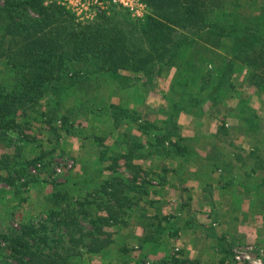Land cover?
<instances>
[{"label":"trees","instance_id":"obj_1","mask_svg":"<svg viewBox=\"0 0 264 264\" xmlns=\"http://www.w3.org/2000/svg\"><path fill=\"white\" fill-rule=\"evenodd\" d=\"M142 1L149 12L137 25L106 14L91 21H80L56 1L3 0L0 60L5 59L11 66L14 78L10 84L0 81V139L10 133L24 134L30 122L29 111L36 107L44 108L38 113L41 122L48 126L68 125L76 107L65 108L68 114L60 115L64 100L83 88L89 97L85 104L93 102L95 95L90 97V93L97 78L108 76L126 89L142 82L147 89L155 84L154 80L163 70L176 67L175 80L167 96L170 109L163 124L168 131H159L147 140L148 149L154 147L158 155L167 157L174 148L180 151L186 147L181 134L170 130L180 111L201 116L208 100L218 104L232 96L234 90L229 87L236 81L235 72L246 69L247 81L264 92V0H234L231 6L226 5L227 0ZM199 49L203 54L194 57ZM217 50H224L230 57L222 58ZM238 109L244 117V127L256 133L260 122L255 110L244 101ZM82 115L79 116L85 118ZM143 122L140 130L147 133L145 127L149 123ZM257 139L264 146V136ZM255 145L254 152L258 147ZM140 146L144 147L136 141L129 143L126 154L114 155L105 167L98 164L113 174L96 183L94 191L83 197L62 193L61 199L52 198L55 203L66 202V205L63 212L52 210L51 215L60 216L59 224L73 241L77 240V233L82 239L87 237L85 247L89 252H100L113 243L110 236L97 234V230L124 220L134 205L132 192H146L154 185L153 180L159 182L133 165L132 159L145 153L130 155L128 151L142 150ZM79 213L91 219L93 232L79 224ZM39 232L26 224L22 231H12L2 237L7 248L13 255H20L24 264H71L70 254L61 248L47 253L31 244V239H43ZM219 241L222 243L224 238L220 237ZM232 245L227 242L223 254L232 260L229 264H236ZM145 258L141 255L132 264H145Z\"/></svg>","mask_w":264,"mask_h":264},{"label":"rangeland","instance_id":"obj_2","mask_svg":"<svg viewBox=\"0 0 264 264\" xmlns=\"http://www.w3.org/2000/svg\"><path fill=\"white\" fill-rule=\"evenodd\" d=\"M45 1H56L66 6L80 21H91L106 14L116 15L117 19H126L138 25L149 12L142 0H124L118 4L110 3L109 0ZM232 1L234 0H227L226 5L231 6ZM3 4V0H0V5ZM202 54V50L199 49L194 57H200ZM207 54L205 55L207 56ZM175 72L176 67H169L154 80L157 87V94H151L154 102L160 101L161 95L167 99L172 82L175 80ZM12 78H14V73L11 66L6 63L5 59L0 60V81L10 84ZM95 83L91 87L93 89L90 93V97L95 95L93 102L85 104V100L89 97L84 94L83 88L73 91L64 100L60 115L68 114L65 108L76 107L71 113L72 120L68 125L59 126L57 124L56 128L48 126L41 122L39 114L44 108L36 107L29 111L30 122L25 128L24 134L10 133L0 139V248H5L0 251V264H24L19 258L20 255H13L12 251L7 248L2 236L9 235L12 231H22V226L26 224L39 229L40 236L43 238L31 239V244L37 245L39 250L47 253L61 248V251L70 254L71 264H132L130 262L133 258H140L139 255L142 252L134 246V248L126 246L122 249L117 248L118 246L134 245V238L129 233L131 228L129 226L135 222L125 221L126 216L120 224L109 227L101 226L98 230L96 229L97 234L113 237L114 243L106 249L94 253L89 252L86 249L87 246L85 247L88 242L87 237L82 239L81 235L77 233V240L73 241L63 226L59 224L60 216L51 215L52 210L57 213L63 212L62 208L66 205V202L55 203L52 200L54 196L61 199L62 193H66L68 196L83 197V194L86 195V193L94 191L96 183L103 181V177L110 178L112 176V172L98 168L100 167L98 164L111 163L112 157L118 155L111 147L118 146L119 138L124 137L126 142L123 144L126 143V145L127 142L133 143L134 141L137 144L138 142L142 143L138 138V130L146 120L144 117L138 116L137 113L140 112L132 115L135 108L139 106L132 102H142L144 97L142 82L128 89H119L116 81L107 76L97 78ZM174 94L179 97L176 92ZM80 97L82 99L78 100ZM100 102L102 103L100 104ZM43 107H45L44 103ZM169 109L167 108L166 111ZM219 111L222 112L221 107ZM157 112L147 107L142 113L145 117L154 119L156 116L154 113ZM80 114H83L82 116L85 118L79 116ZM166 119L163 122L155 121L157 127L151 126L154 125L153 122H147L149 123L145 127L147 133H157L158 130L168 131V127L163 125ZM170 130L180 133L183 130V125L176 120ZM186 132L189 131L186 130ZM183 143H185V139ZM188 143L190 146L194 145L193 140ZM244 144L246 155L249 156L254 152V144L248 140ZM252 159L253 157L249 156L247 160ZM34 161L43 164V168L37 173L31 171L35 165ZM70 163L72 164L71 168L58 173V166ZM157 182L156 180L152 181L155 185ZM78 215L79 224L87 231L93 232L95 228L91 219L84 218L81 213ZM261 229L264 234V228ZM231 240L233 241L232 247L247 244L242 240L238 243L235 242L233 236ZM164 242L166 241L164 240ZM249 243L264 247L261 243ZM145 259V264H154L149 258Z\"/></svg>","mask_w":264,"mask_h":264},{"label":"crops","instance_id":"obj_3","mask_svg":"<svg viewBox=\"0 0 264 264\" xmlns=\"http://www.w3.org/2000/svg\"><path fill=\"white\" fill-rule=\"evenodd\" d=\"M217 53L224 59V55L228 56L224 50ZM246 74V69L235 72L236 81L229 87L234 90L233 95L218 104L208 100L201 116L180 111L177 120L183 125L180 134L186 144L182 151L173 149L167 157L158 155L155 148L148 149L147 144L155 133L138 130V138L146 149H130L128 153L143 151L145 156L133 158V165L159 182L146 192H132L134 205L124 220L135 222L129 223L134 245L118 246V249H140L139 256L149 258L154 264H228L230 261L223 250L227 242L233 243L232 236L237 243L242 240L264 246L261 229L264 228V146L257 139L264 136V92L249 83ZM153 85L143 87L142 102H132L139 105L132 115L140 112L139 117L157 127L155 121L163 122L170 106L162 95L160 101L154 102L151 94H157V87ZM241 101L255 110L260 122L256 133L248 132L242 124L244 117L238 109ZM147 107L158 111L154 119L142 113ZM118 140V146L111 149L118 155L126 154L130 142L123 144L124 137ZM190 140L194 145L190 146ZM246 140L258 145L255 152L250 153L253 157L250 161L244 147ZM161 218L164 221L160 222ZM220 237L224 238L222 243Z\"/></svg>","mask_w":264,"mask_h":264},{"label":"built area","instance_id":"obj_4","mask_svg":"<svg viewBox=\"0 0 264 264\" xmlns=\"http://www.w3.org/2000/svg\"><path fill=\"white\" fill-rule=\"evenodd\" d=\"M110 3L118 4L124 2V0H109ZM72 164L60 165L57 167L58 173L64 172L66 169L71 168ZM43 168L41 162H37L32 172L37 173ZM233 261L236 264H264V247L254 245L253 243H247L245 245H235L232 248Z\"/></svg>","mask_w":264,"mask_h":264}]
</instances>
